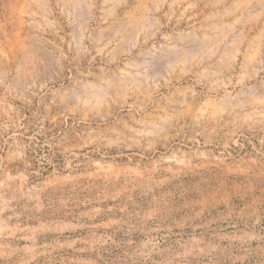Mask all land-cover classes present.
Here are the masks:
<instances>
[{
	"label": "rangeland",
	"instance_id": "374dc122",
	"mask_svg": "<svg viewBox=\"0 0 264 264\" xmlns=\"http://www.w3.org/2000/svg\"><path fill=\"white\" fill-rule=\"evenodd\" d=\"M0 264H264V0H0Z\"/></svg>",
	"mask_w": 264,
	"mask_h": 264
}]
</instances>
